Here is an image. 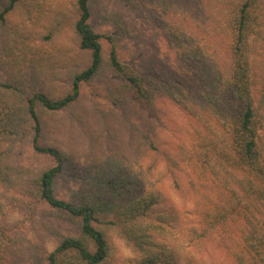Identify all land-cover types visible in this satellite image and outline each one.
<instances>
[{"label":"trees","instance_id":"obj_1","mask_svg":"<svg viewBox=\"0 0 264 264\" xmlns=\"http://www.w3.org/2000/svg\"><path fill=\"white\" fill-rule=\"evenodd\" d=\"M19 1L8 0L0 12L1 22ZM90 2L77 0L78 19L71 21L79 48L88 53V64L73 73L68 94L55 98L35 93L25 102L18 101L15 86L0 82V102L3 108H8L6 112L0 110V141L31 126L33 150L54 161V165L38 170L10 164L0 153V264L21 263L25 261L22 255L26 248L27 251L34 248L36 255L40 247L11 226L6 208L19 200L17 195L48 205L55 216L65 217L79 231L78 236L57 235L58 243L53 251L45 259L38 255L35 264H44V261L47 264H109L114 237L134 255L138 264H196L193 253L207 247L208 241L216 237L217 228L228 229L229 222L235 218L244 223L236 239H231L230 264H264V215L253 201L260 198L261 192L247 174L264 181V160H261L264 137L255 127L256 115L264 112V53L253 49L254 56L250 57L248 51L249 32L264 21V0H239L234 25L229 24L231 44L225 42L228 26L221 19L214 21L216 39L220 42L216 41V52L212 54L198 47L196 35L207 30V25L200 23L190 10L179 7L174 0L151 3L181 58L175 72L182 82L180 94L161 90L188 112L193 120L194 136L207 143L192 154L184 145H179L174 154L162 155L140 131L141 140L135 153L139 171L118 165L117 158L111 159L107 162V175L95 176L99 186L87 193L83 201L72 203L56 195V180L64 170L65 157L56 148L40 144L43 113L63 110L76 101L80 84L89 81L107 62L113 72L123 74L126 85L156 114L153 95L145 90L141 78L124 68L114 50L104 59L101 36L89 24ZM191 85L196 89L193 96L185 92ZM159 155L166 161L164 164L157 160ZM189 158L197 163L193 166L196 176L188 172L182 176V165ZM151 165L158 166L157 174L168 177L176 190L188 194L191 189L198 203L201 201L198 207L195 205L187 228L180 227L178 213H169L159 206L156 193L147 188L148 178L143 175ZM103 184H108L109 189L104 194L100 189ZM197 187L215 190V193L209 192L214 206H204L201 199L204 195L200 196ZM112 196L116 201L110 199ZM26 243H29L27 247ZM30 256L33 262L34 256Z\"/></svg>","mask_w":264,"mask_h":264},{"label":"rangeland","instance_id":"obj_2","mask_svg":"<svg viewBox=\"0 0 264 264\" xmlns=\"http://www.w3.org/2000/svg\"><path fill=\"white\" fill-rule=\"evenodd\" d=\"M174 1L207 25V30L196 35L200 49L206 48L210 54L216 52V41L220 42L214 28L216 19L228 26L225 42L231 44L229 24L234 25L239 0H219L217 4L216 0ZM151 3L154 0H91L89 4V24L101 36L104 59L114 50L124 68L141 78L145 90L153 95L156 114L136 96L131 86H127L123 74L113 72L107 62L89 81L80 84L76 101L63 110L43 113L40 144L56 148L65 157L64 170L56 180V195L64 201H83L87 193L99 186L95 176L107 175L106 166L111 159L117 158L118 165L139 171L135 153L141 140L140 131L162 155L174 154L179 145H184L192 154L207 143L194 136L193 120L188 112L161 90L165 88L180 94L182 82L175 72L181 58L171 45L164 21ZM7 4L8 0H0V12ZM78 15L77 0H21L4 16V22L0 21V82L15 86L18 101L25 102L35 93L60 98L71 91L73 73L88 64V53L79 48L71 25ZM261 22L260 27L255 26L249 32L250 57L254 56L253 49L264 53V21ZM185 92L193 96L196 89L187 86ZM2 109L6 112L8 108H3L0 102ZM255 127L264 137V112L256 115ZM32 137L31 126L19 134L7 135L5 141H0L2 158L10 164L38 170L54 165L51 157L33 150ZM162 155L157 159L160 164L166 162ZM196 165L192 158L186 159L182 176L186 172L196 176L193 170ZM157 167L151 165L149 172L143 175L148 178L147 188L156 193L159 206L169 213L177 212L180 227L187 228L195 205L198 207L201 201L198 203L191 189L188 194L176 190L168 177L157 174ZM247 174L260 189V198L253 201L264 215V181ZM101 186L103 194L109 191L108 184ZM197 189L200 196L204 195L201 198L204 206H214L209 192L215 190ZM17 197L19 200L6 208L11 226L29 242L40 245L36 255L34 248L29 251L26 248L22 255L25 261L18 264H35L38 255L45 259L56 247L57 235L78 236L76 225L65 217L55 216L48 205L34 198ZM235 219L229 222L228 229L217 228L216 237L208 241L203 252L193 253L196 264L232 262L231 239H236L244 223ZM110 252L109 264H138L134 255L115 237L111 240ZM30 255L34 256L33 262L29 260Z\"/></svg>","mask_w":264,"mask_h":264}]
</instances>
